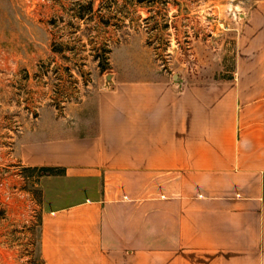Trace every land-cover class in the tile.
I'll return each instance as SVG.
<instances>
[{
	"label": "crops",
	"instance_id": "obj_1",
	"mask_svg": "<svg viewBox=\"0 0 264 264\" xmlns=\"http://www.w3.org/2000/svg\"><path fill=\"white\" fill-rule=\"evenodd\" d=\"M257 23L244 30L242 14L230 76L115 69L108 86L21 125L14 162L58 170L41 177L58 196L40 214L41 264H264Z\"/></svg>",
	"mask_w": 264,
	"mask_h": 264
},
{
	"label": "rangeland",
	"instance_id": "obj_2",
	"mask_svg": "<svg viewBox=\"0 0 264 264\" xmlns=\"http://www.w3.org/2000/svg\"><path fill=\"white\" fill-rule=\"evenodd\" d=\"M243 13L244 30L260 27L264 0H0V264H41L40 214L58 197L47 171L11 158L21 125L108 86L115 69L230 76Z\"/></svg>",
	"mask_w": 264,
	"mask_h": 264
},
{
	"label": "trees",
	"instance_id": "obj_3",
	"mask_svg": "<svg viewBox=\"0 0 264 264\" xmlns=\"http://www.w3.org/2000/svg\"><path fill=\"white\" fill-rule=\"evenodd\" d=\"M40 169H42L44 171H47V172H51V170H52V169H49V168H40Z\"/></svg>",
	"mask_w": 264,
	"mask_h": 264
},
{
	"label": "built area",
	"instance_id": "obj_4",
	"mask_svg": "<svg viewBox=\"0 0 264 264\" xmlns=\"http://www.w3.org/2000/svg\"><path fill=\"white\" fill-rule=\"evenodd\" d=\"M0 62H1V57H0Z\"/></svg>",
	"mask_w": 264,
	"mask_h": 264
}]
</instances>
